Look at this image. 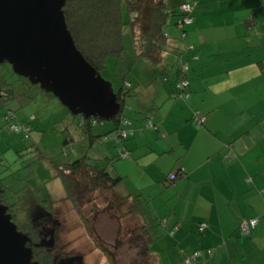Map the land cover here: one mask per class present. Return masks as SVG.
<instances>
[{
	"label": "crops",
	"instance_id": "obj_1",
	"mask_svg": "<svg viewBox=\"0 0 264 264\" xmlns=\"http://www.w3.org/2000/svg\"><path fill=\"white\" fill-rule=\"evenodd\" d=\"M191 17L182 29L177 18L180 35L166 30L170 52L190 63L186 89L176 92L175 72L163 86L168 109L151 122L156 140L162 138L152 157L174 167L165 182L185 204L182 212L172 210L155 262L184 264L198 252L199 264H247L264 241V0H195ZM127 127L125 139L136 130L135 141L122 143L130 154L139 139L152 140L142 125ZM177 170L184 174L170 181ZM253 218L251 241L237 238L242 221Z\"/></svg>",
	"mask_w": 264,
	"mask_h": 264
},
{
	"label": "rangeland",
	"instance_id": "obj_2",
	"mask_svg": "<svg viewBox=\"0 0 264 264\" xmlns=\"http://www.w3.org/2000/svg\"><path fill=\"white\" fill-rule=\"evenodd\" d=\"M177 18L180 19L171 17L168 20L165 31L173 30L172 34L180 35L179 29L174 27ZM128 35L129 29L124 27L123 45L127 59L118 65L110 59L107 68L99 75L111 85L114 94L120 89L122 80L131 84L123 116L133 126L142 125L152 139L149 144L139 139L132 154L128 152V156L118 160L114 158L122 149L123 142L127 145V142L135 141L136 130L128 135V140H118V144L108 139L107 133L112 129L108 121L93 124L88 134L80 126L81 116L71 114L51 92L40 89L38 85L31 84L24 95L0 106L1 196L5 203L14 205L15 225L31 221L39 226V223H44V218L56 220L60 230L57 227L58 241L52 252L61 257L65 256L64 253L80 256L83 264H150L153 258L150 257V261L141 254L143 241L140 235L135 234L143 226L142 218L137 214L130 215L128 205L119 206L112 193L90 188L82 194L81 211L88 228L93 231L96 245L85 232L84 223L65 200L64 189L53 175L55 165L70 163L84 156L90 164L106 168L110 175L123 177L117 192L140 195L139 202L146 220L157 237L149 246L151 252H159L166 243L172 210L176 208V213L184 211L185 204L178 202L173 186L165 182V176L174 167L168 162H157L152 157L155 153L150 152L162 138L156 140L154 129L146 127L149 121L143 124L141 120L158 112L162 117L167 111L166 103L170 101L165 100L167 93L163 86L175 81L177 67L185 60L174 56V52H169L159 65L133 60L132 41ZM185 62V65L190 64ZM6 68L11 71L10 65L1 64L0 74ZM153 105L158 109L152 111ZM134 110L139 111L141 117ZM150 122H157V118L154 116ZM125 129L130 131V127L125 126ZM67 138L72 141L64 146ZM236 236L242 241H251L248 234L240 229ZM98 245L105 249L107 256L101 253L100 248L96 249ZM245 259L247 264H264V241H259L257 248H253Z\"/></svg>",
	"mask_w": 264,
	"mask_h": 264
},
{
	"label": "trees",
	"instance_id": "obj_3",
	"mask_svg": "<svg viewBox=\"0 0 264 264\" xmlns=\"http://www.w3.org/2000/svg\"><path fill=\"white\" fill-rule=\"evenodd\" d=\"M194 1L67 0L62 8V13L76 49L100 74L107 68L110 59H113L116 65L122 64L127 59L123 45L124 27L129 29L128 36L132 41L133 60H145L153 65L163 63L166 53L172 49L170 39L165 31L168 20L171 17H180L179 24L182 25L180 28L182 29L184 26L183 20L186 17H191L192 12L185 14L181 12L180 8L185 4L194 5ZM181 33L183 36L184 32L181 31ZM184 63L186 62H180L177 67V80L184 77L183 67L187 66ZM5 65L8 64L5 63ZM122 81L121 87L116 94L120 110L115 116L107 120L112 124V129L107 133L108 139L116 141V144L119 143L118 140H123L121 137L123 131H126L127 134L130 132L125 129V126H128L130 122L125 120L123 112L127 107L125 98L129 96L131 84L125 82V80ZM30 87L31 83L28 79L17 76L9 68H6V71L0 74V106L24 95ZM144 121L145 124L148 122ZM103 122L105 121L99 118H81L80 126L90 134L93 124H102ZM111 133H114V135ZM92 138L91 136L90 142H92ZM71 141V139L67 138L64 140L63 145L65 146ZM128 155V151L122 148L114 158L118 160ZM107 160L110 161V159ZM53 173L54 178L60 181L64 189L65 200L72 206L76 216L84 223L85 232L93 242L96 241V238L93 236V231L88 228L85 216L81 211L83 192L90 188L94 191L110 192L119 206L128 205V213L130 215H139L143 221V226L135 232V234L140 235L143 241L141 254L146 256L148 260L152 257L153 261L150 260L152 262L150 264H156V255L149 250V246L157 237L154 235L148 220H146V214L139 202L140 195L131 193L124 195L117 192L118 186L122 184L123 177L110 175L106 168L90 164L84 156L70 163L55 165ZM183 174V171L177 170L174 173V180ZM1 194L2 186L0 185V204L8 207L7 213L15 224L14 205L5 203ZM16 227L21 234L28 238L26 246L32 252V261L34 263H54L53 252L44 248L40 242L42 240L41 223H39V226H35L31 221L23 222ZM95 244L97 245V242ZM99 248L101 253L107 256L105 249L99 245L96 246V249Z\"/></svg>",
	"mask_w": 264,
	"mask_h": 264
},
{
	"label": "water",
	"instance_id": "obj_4",
	"mask_svg": "<svg viewBox=\"0 0 264 264\" xmlns=\"http://www.w3.org/2000/svg\"><path fill=\"white\" fill-rule=\"evenodd\" d=\"M66 1L0 0V65L51 92L71 114L107 121L120 105L76 49L62 13ZM7 210L0 204V264H36Z\"/></svg>",
	"mask_w": 264,
	"mask_h": 264
},
{
	"label": "built area",
	"instance_id": "obj_5",
	"mask_svg": "<svg viewBox=\"0 0 264 264\" xmlns=\"http://www.w3.org/2000/svg\"><path fill=\"white\" fill-rule=\"evenodd\" d=\"M193 8H194V5L193 4H185V5H182L180 10L182 13H185V14H190L192 11H193ZM192 22V18L189 16V17H186L184 20H183V24H190ZM188 70V67L187 66H184L183 67V73H185L186 71ZM186 86H187V82L185 79H180L177 81L176 85H175V88H176V92L181 94L185 91L186 89ZM174 97V95H173ZM203 119H198L197 121V124L200 125L202 124L203 122ZM127 135V132L126 131H123L121 133V137L124 139ZM175 176H174V173H171L168 177V179L170 181L174 180ZM258 223V219H249V220H244L242 221V223L240 224V230L242 231V233L244 234H249L251 229L254 228ZM200 253H195L191 256V258H188L185 260V263L184 264H199L197 259L199 257Z\"/></svg>",
	"mask_w": 264,
	"mask_h": 264
},
{
	"label": "flooded vegetation",
	"instance_id": "obj_6",
	"mask_svg": "<svg viewBox=\"0 0 264 264\" xmlns=\"http://www.w3.org/2000/svg\"><path fill=\"white\" fill-rule=\"evenodd\" d=\"M48 220H51L50 222ZM44 223L41 225L42 230V241L41 245L46 248L47 250L53 251L55 242L58 241V236L56 234L57 227L58 231L59 229V223L56 220H53L52 218H44ZM57 231V232H58ZM59 233V232H58ZM46 238V240H44ZM61 254V253H60ZM61 257L59 254L54 255L53 253V264H83L82 260L83 258L77 255H66Z\"/></svg>",
	"mask_w": 264,
	"mask_h": 264
}]
</instances>
